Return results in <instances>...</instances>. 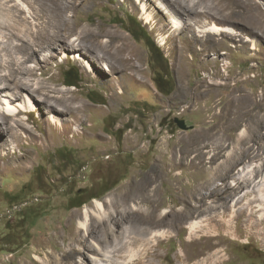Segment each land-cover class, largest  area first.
<instances>
[{"label":"rangeland","instance_id":"obj_1","mask_svg":"<svg viewBox=\"0 0 264 264\" xmlns=\"http://www.w3.org/2000/svg\"><path fill=\"white\" fill-rule=\"evenodd\" d=\"M60 1L68 22L62 40L44 44L24 65L33 69L31 89L44 90L31 100L33 110L14 116L21 125L14 126L15 140L8 131L0 135V264H264V220H232L222 200L239 193L244 209L260 192L230 184L248 179L239 169L264 159V107L234 124L230 102L240 94L264 100V0H201L199 7L212 14L203 17L159 0L180 30L157 0ZM14 2L34 23L35 1ZM209 24L238 36H198L204 33L196 28ZM11 32L0 27V36ZM84 32L103 43L115 38L99 54L68 47ZM159 32L168 36L165 45ZM54 33L50 28L48 36ZM18 35L3 44L0 60L9 53L22 60ZM6 73L0 67V76ZM4 84L10 90L2 96L19 91L12 81ZM20 97L11 102L26 104ZM44 98L72 111L49 113ZM238 157L233 170L225 169ZM150 174L159 175L155 191L144 179ZM84 208L90 236L78 224ZM149 212L163 214L161 236L148 235ZM194 221L199 225L192 228Z\"/></svg>","mask_w":264,"mask_h":264},{"label":"bare ground","instance_id":"obj_2","mask_svg":"<svg viewBox=\"0 0 264 264\" xmlns=\"http://www.w3.org/2000/svg\"><path fill=\"white\" fill-rule=\"evenodd\" d=\"M14 1L15 0H0V16L5 17V19L3 18V20L0 21V27H4V28H7V29L12 31L10 34H2L0 36V51L1 52L5 51L6 46H4L3 44H5V42H7L9 40V37H12V35H18V33H21L20 36L18 35V39L21 41V45L19 46V51H20L19 54L21 55L20 58H22V60H16L11 55V53H9L7 55L8 56L7 58L5 57L6 58L5 60L4 59L0 60V67L7 69V73L0 76V135L2 134V136H3L4 131H8V133L6 132V135L8 134L12 140H15V137H16L15 131H14L15 130V127H14L15 124H16V128H19L21 126L16 121L17 119H15L14 116H17L20 112H29V110H33V105H32L31 100H34L33 97H35V95H37L36 93H38V92H40V90H42V88H39V87L36 88L35 90L31 89V87H32V84H30L31 80H29V78H27V77L33 73V69H30V68H27L26 66H24L26 64L25 61L32 59V55H33V57H35V54L37 51L43 50L44 44L47 45L46 47H51L52 45L55 44V42H59L60 40H62L61 39L62 37L60 38V36H62L61 32L64 30V28H67V23H68L67 20L65 19V16H64L65 15L64 8L60 4H58L61 2L60 0H41V1L40 0H21V1L27 2V3H31V1H35V3L38 5V8H40L39 9L40 13L34 11L33 12L34 14L31 15V18H33V20H34V23H32V24H29L26 21V19L22 17V14L24 13L23 9L20 7V4L15 3ZM48 1H51L53 3L51 9H50V5H48ZM158 1L159 0L155 1L156 2V4H155L156 8H158V10H160L162 13H164L169 18V21L172 24V28H174L176 30H180L183 26H182V23L179 21V19H177L175 14H173V12H171L170 9H168L166 6H164L162 2H158ZM174 1H175L176 5L178 6L179 9L183 10L187 14H192L195 17H201V16L203 17L206 15H212V14H210L211 12L209 13V9L211 7H209V6L203 7L202 6L201 7L202 9L199 7V2L201 0H188L191 2V5L188 3H185V5H183V3L181 2L182 0H174ZM210 1H213V0H210ZM235 1H237L238 3H241V0H235ZM244 3H245V1H244ZM64 5H66V4H64ZM3 11L6 13H3ZM145 19H146V23L151 25L150 26L151 29H156L158 27L150 15H147L145 17ZM10 20H12L13 22H11ZM14 23H16V24H14ZM26 23H27V25H26ZM50 28L55 30V33L52 36H51V34L48 36ZM196 31L199 33H204L205 35L204 34L203 35L197 34V35L200 37L205 36L206 38L209 36H213V35H225L228 38L229 37L234 38V37L238 36L237 32H235L231 28H229L227 26H219L216 24H209L204 29H199L197 27ZM41 33L43 35L42 37L44 38V41L39 40V36H41ZM98 37L99 36L95 32H90L89 37H87V34L85 35V32L79 33V35L73 39V42H71V43L69 42L67 44H68V47L70 44L72 48H74L73 45L76 46L75 48L83 45L84 47L86 46L87 50H92V51L96 52L97 54H99L100 51L104 50L105 48H108L111 45L112 39L115 38V36H111L110 41L103 43V42L98 40ZM50 38H52V39H50ZM86 38H89L92 41L86 42ZM40 39H41V37H40ZM167 39H168L167 35L161 34L160 32L157 34V40L162 45H165L167 43ZM49 40L54 41V42L50 43ZM45 41H47V42H45ZM48 41H49V43H48ZM86 43H90V44H86ZM18 45L17 44L13 45V48H18ZM34 47L37 49H35ZM10 49H12V48H10ZM128 59H130V58H128ZM6 80L12 81L13 85L15 86L14 88H16V90H19L18 92L11 93V96H10L11 98H8L9 96L7 94H5L6 96L1 95L2 93H4L5 90H7V89L10 90V88L8 87L9 84L8 85L4 84L6 82ZM206 93H207V91H206ZM23 94L26 95V99H27L26 104L15 105L11 102L12 98L16 99V100L20 99L21 98L20 96ZM195 94H197V93H195ZM44 95L46 98H48V93H46V94L44 93ZM46 98H44V101H42V103H44V105L47 108L46 111H48L49 113L63 115L65 113H67V111H72L71 107L67 104H60L59 106H61V108H58V107L53 106L51 104H48L45 101V100H47ZM63 101L65 103V100H63ZM230 105H231L230 114L232 115V118H231L232 121L231 122H233L234 124H237L238 122L240 123L241 120H243L246 116H248L249 113L252 112L253 110L262 109L264 107V100L262 98H260L258 101H253V99H251L249 97L247 98V96L240 94V95H235L231 99ZM51 120H52V122H54V117H52ZM55 123H56V121H55ZM57 125L59 127H61V124L58 123ZM2 145H4V144H2ZM261 151H262V148H261ZM242 153H244V152H242ZM261 158H264V157H261ZM237 160H240L239 157H238V159H235V158L231 159L230 158L228 161H226V163L224 162L226 164L225 167H227L225 169H227L229 171L233 170L232 168H234L235 165L237 164ZM255 163L251 164V165L244 166L241 169H239V171L237 172V174L240 177L243 175H246L248 177V179L246 178L245 180H242L240 182H233L232 181L230 184L233 186L238 185V187H239V183H240V185L246 184L247 185L246 193L250 194V195H252L255 192L254 187H257L256 190H258L260 192H258V193L256 192L257 195H255L256 196L255 199H250V201L247 202L246 207L243 209L239 206L240 198L238 196L239 193L235 192L236 189L233 190V192H235V193H233L234 195L232 197L225 196L224 198H222V200H224L228 204H230V208L232 209V214H231L232 220H238V219H241L242 217H245L248 221H252V222H248L251 224L259 222V220H264V192L262 191L264 189V173H263V171H264V159H260V163H258V164H255ZM220 164L221 163H219V165L217 164L216 168L221 167ZM217 173H220V172H217ZM158 177H159V175H156V174L151 175L150 174V175L146 176L144 179L149 184L150 183L151 184H153V183L157 184V181H158L157 179H159ZM156 184L151 186L152 191L156 190V188H157ZM251 187H252V191H250ZM235 188H237V187H235ZM142 190L146 191L145 189H142ZM259 201H262V202H259ZM96 206L98 207L99 210L104 211V206L100 201L96 202ZM132 206H133L134 210H137V208L135 207V204ZM148 214H149V218H150L149 219L150 222L147 224V227H146L148 235H150L151 238H152V236H153V238L156 236H161L163 234L161 232V230L163 228L162 227L163 226V220H162L163 214L157 215L156 218L152 217V215H151L152 213L149 212ZM89 217H90L89 212L87 211V209L84 208L83 217L78 222L80 228L82 230H85V235H87V236L91 235V234L90 235L88 234V229L86 226L87 221H89L88 220ZM108 219L110 222L114 221L113 219H110V218H108ZM115 219H116V217H115ZM198 225H199V222L194 221L192 228L197 227ZM111 238H113V237H111ZM113 242H112V244H113ZM100 243L102 244L101 245L102 247L107 246L106 242L103 245L102 241L100 240ZM125 243L126 242H124V244ZM148 243H149V241H148ZM115 252H120L119 248L117 250L112 251V252L110 251V255L116 256ZM132 257H133V255L131 256V258ZM216 257H217V255H216Z\"/></svg>","mask_w":264,"mask_h":264},{"label":"water","instance_id":"obj_3","mask_svg":"<svg viewBox=\"0 0 264 264\" xmlns=\"http://www.w3.org/2000/svg\"><path fill=\"white\" fill-rule=\"evenodd\" d=\"M176 123L178 124V126L182 129V130H187V126L185 125L183 120H178L176 121Z\"/></svg>","mask_w":264,"mask_h":264},{"label":"trees","instance_id":"obj_4","mask_svg":"<svg viewBox=\"0 0 264 264\" xmlns=\"http://www.w3.org/2000/svg\"><path fill=\"white\" fill-rule=\"evenodd\" d=\"M132 36L134 37V34H132ZM163 74H164V76H167V73L165 74L164 71H163ZM75 83H77V81H75ZM71 85H72V84H71ZM73 86H74V85H73ZM75 198H76V197H75ZM75 198H74V199H75ZM81 205H82V204H81ZM81 205H80V206H81ZM72 207H78V206H72Z\"/></svg>","mask_w":264,"mask_h":264}]
</instances>
